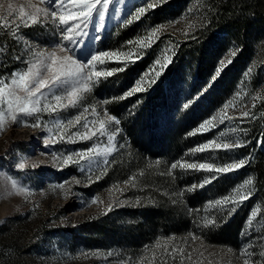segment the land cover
<instances>
[{
	"label": "rangeland",
	"instance_id": "obj_1",
	"mask_svg": "<svg viewBox=\"0 0 264 264\" xmlns=\"http://www.w3.org/2000/svg\"><path fill=\"white\" fill-rule=\"evenodd\" d=\"M164 1L166 0H113L105 12L100 30L97 31L98 15L94 14L89 27L85 30L87 35L76 37L82 42L78 40L75 45L69 44V50L79 62H86L93 54L102 51L117 54L114 57H104L103 64L93 62L95 67L89 66L87 71L106 73L123 68L126 63L137 58L135 50L138 47L144 48L155 41L160 33L166 30L167 25L155 21L148 23L144 30L135 35L131 43L110 42L109 37L116 35L117 28L126 26L147 9ZM9 2L14 5V14L7 21H0V80L7 84L6 94L15 89L16 94L22 96L24 93L19 91L18 84L12 83L14 78L18 80L19 77H13V74L27 71L30 63L36 60L34 55L36 52L50 53L55 50L58 57L68 54L67 51L61 52L56 45L62 41L64 35L73 37L75 30L62 34L57 24L59 15H70L77 6L68 0H63V7L59 6L60 0H46V3H40V0H4L0 16L7 17ZM201 2L202 0H191L184 10L171 18V29H183L193 22L201 9ZM21 6L24 7L25 13H35L36 8L55 9L56 24L52 22L53 17L50 15L45 17L43 12L37 15L35 23L28 19L27 15L24 17L27 23H21L19 19ZM140 8L144 9L143 13H139ZM5 23L7 26H4ZM72 23L70 20L69 24ZM153 29L156 30L154 33ZM6 49L9 50L8 53ZM234 49L235 46L231 47L229 52L232 53ZM169 55V44H161L157 48L153 62L117 95L111 96L103 90V80L110 76H93L92 81L95 83H92L91 91H81L83 98L75 106L68 105L67 91L71 90L69 86L57 93L62 96L61 103L67 105L63 109L57 106L55 111L50 109L34 114L19 124L14 123L11 116H5V122L0 127V234L6 233L10 241L1 249L2 252H8L13 245H17L18 257L25 264H151L150 259L141 254L130 257L123 246L112 241L99 244L94 239L91 240L80 225L86 219L112 217L113 210L125 203L120 193L121 183L109 182L101 188L94 184L105 173L109 159L123 149L124 145L122 137L124 127L120 123L118 125L115 123L117 119L110 112V101L128 99L129 97L124 99L119 97L135 87L136 81L141 77H143L141 87L146 91L154 84L153 81L157 80L156 73L163 71L169 61ZM228 59L229 55L226 54L221 62ZM48 63L50 64L51 60H48ZM47 74L45 72V75ZM256 74V81L251 88V80ZM188 81L189 76L181 83L176 94L173 92L168 94L167 100L171 104L168 111L174 112L189 103L190 99L185 95ZM3 86L0 84V87ZM42 91L47 92V89ZM262 94L264 66L248 65L239 74L235 90L197 127L199 129L206 120H211V126H206V129L198 132L210 131L208 138L201 145L210 141L213 143L202 153L191 152L188 159L181 162L212 163L214 168L211 172H216V167L248 159L250 153L233 155L228 152L227 157H222L217 156L216 150L224 149L225 143L235 147L247 139L248 130L242 126L243 113L247 111L253 116L259 114L260 111L253 113L252 107ZM105 101L108 103L105 104ZM44 103L56 105L51 96L42 98L39 106L43 107ZM4 109L7 111L6 105ZM107 115H112L115 120L107 121ZM77 116L80 117L78 121ZM69 120L73 123L69 124ZM101 120L105 122L104 129L100 128ZM55 121L60 123L57 124ZM36 123H39V127L32 126ZM262 131L264 132V126ZM113 134L114 143L110 145L107 138ZM45 140L50 142V147H45ZM216 144L221 147L216 148ZM257 145L263 147L260 138L257 139ZM109 147H113L114 151L106 152L105 149ZM89 149L92 151L89 152ZM66 156L72 157L68 163H65ZM19 163H25V168H18ZM204 171L203 177L207 179L210 172ZM61 183L64 185L63 188L56 187ZM21 188L24 191H21ZM253 189V176L248 170L230 187L224 201L235 207L245 201L243 197H249ZM122 201L124 203H121ZM216 201L220 199L208 200L206 210L217 205ZM262 212L259 203L256 200L252 202L240 232L242 243L237 255L228 248L190 242L186 245V261H181L180 264H244L245 260L252 264V249L257 241L259 242L257 250L264 257V233L260 230ZM242 232L245 234L242 235ZM157 246L155 244V248ZM244 249H248V254H241ZM260 264H264V258Z\"/></svg>",
	"mask_w": 264,
	"mask_h": 264
},
{
	"label": "trees",
	"instance_id": "obj_2",
	"mask_svg": "<svg viewBox=\"0 0 264 264\" xmlns=\"http://www.w3.org/2000/svg\"><path fill=\"white\" fill-rule=\"evenodd\" d=\"M190 1L166 0L109 37L110 42H130L150 22L167 25L155 41L135 50L134 63L103 80V90L111 96L126 89L153 62L161 44H169L170 55L161 75L146 91L123 101H110V112L124 127V145L109 159L105 173L94 184L101 188L109 182L121 183L125 203L113 210L112 217L86 219L80 225L91 240L99 244L112 241L123 246L130 257L141 254L151 264L186 261L190 242L228 248L237 255L242 243L240 232L255 200L263 211L260 230L264 233V145H257V139L264 141V94L252 107L253 113H260L242 121L248 130L243 146L216 150L222 157L228 152L250 153L244 166L228 173L210 172L208 184L204 183V170L171 168L173 163L188 159L191 150L208 138L210 131L198 132L197 127L235 90L241 71L248 65L264 66V0H202L195 20L183 29L172 30L171 18ZM226 54L229 59L222 63ZM218 70L220 74L213 82ZM187 76L188 107L168 111V94H176ZM256 78L257 74L251 88ZM248 170L253 176V192L231 207L224 198ZM212 176L218 179L211 180ZM211 199L221 202L206 210ZM9 241L6 233L0 234V264H25L18 257L17 245L8 252L1 251ZM258 244L252 249V264H260L264 258Z\"/></svg>",
	"mask_w": 264,
	"mask_h": 264
},
{
	"label": "snow or ice",
	"instance_id": "obj_3",
	"mask_svg": "<svg viewBox=\"0 0 264 264\" xmlns=\"http://www.w3.org/2000/svg\"><path fill=\"white\" fill-rule=\"evenodd\" d=\"M69 3L76 5L77 8L73 10L70 15H59V23L57 27L59 31L63 33H71L74 30V36L69 37L68 35H64L62 41H60L56 47L59 48L61 52L67 51V55L62 57H58L55 50H52L50 53L45 52H36L34 53L36 60L35 62L30 63L27 71H21L19 73H14L13 77L18 76L19 79L15 78L12 80L13 84H18L19 91L24 93V95H17L16 90L13 89L9 91L7 94L5 93V88H7V84L0 80V84H3V87H0V127L3 126L5 122V116H11L14 123L19 124L21 121H25L29 117H33L34 114H39L41 112H47L50 109L55 111L56 107L63 109L67 107V105L61 103L62 96L58 95V92L62 90H66L69 86H71V90L67 91L68 105L75 106L79 100L83 97L81 96V91L89 92L91 91L92 77H100L101 75L112 76L113 72L124 71L126 67L129 66V63L125 64V68H117L113 69L110 72L102 73L100 71L90 72L87 71L89 66L95 67L93 62H99L100 64L104 63V57H114L117 54L112 52H99L98 54H93L90 59L86 62H79L72 55L69 50L68 45H75L78 40L82 42L80 39L76 37L86 36L87 31H85L93 19L94 14L98 15L99 23L97 24V31L100 30L103 21L105 19V12L108 9L109 5L112 4L113 0H68ZM40 3H46V0H40ZM4 0H0V9H3ZM60 7H63V0H60ZM35 7V5H32ZM151 7V5H150ZM13 8L14 5L9 2L7 4V17L0 16V21H7L8 18L13 16ZM43 12L45 17L51 16L53 17V23L56 24L55 18L57 17V11L55 9L49 10L48 8H36L35 13H25L24 7L21 6L19 9V19L21 23L26 24L27 21L24 20L25 15L28 16V19L32 20L33 23L36 22V17L39 13ZM144 9L140 8L139 13H143ZM72 21V24H69V21ZM83 25V27H81ZM4 26H7L5 23ZM156 30L153 29V33ZM131 43V42H130ZM48 60H51V63H48ZM135 61H130V63H134ZM45 72L48 74L45 75ZM220 71H217L216 76L212 77L213 82L218 78ZM161 72H157L156 76L159 77ZM143 81V77L140 80L136 81L135 87H133L130 91L124 93L123 96L119 97V99H124L126 97L132 96L134 93H139L144 91L145 89L141 87V83ZM155 83V81H153ZM42 89H47V92H43ZM7 95V98H6ZM48 96H51L52 99L56 101V105H52L51 103H44L43 107H40L42 98L46 99ZM105 104L108 101L104 102ZM7 106V111H5L4 106ZM188 107V105H185ZM227 107V105H226ZM244 117H249V113L246 111L243 113ZM80 119L79 116L76 117L78 121ZM115 118L112 115H107V121H114ZM55 123L59 124L60 121H55ZM73 121L69 120V124H72ZM115 123L118 125L119 121L115 120ZM212 121L206 120L203 124L199 126L197 131L201 129H206V126H211ZM34 127H39V123L33 124ZM100 128H105V122L103 120L100 121ZM118 131V129H117ZM104 134L103 132L101 133ZM94 135V134H93ZM114 135H108V143L112 145L114 143ZM87 137H85L86 139ZM213 142L210 141L208 144L201 145L200 147L192 149V153L203 152L205 149L209 147V144ZM45 147H50V142L45 140ZM261 144L264 145V141H261ZM216 148H220L221 145L216 144ZM243 146L241 144L235 145V147ZM233 147V145L225 143L223 145L224 149H229ZM89 152L92 149L88 150ZM106 152L111 153L114 151L113 147H109L105 149ZM65 163H68L72 159L71 156H66ZM81 159L83 156L81 155ZM245 165L244 160H240L238 163L225 164L223 167H216L215 171L217 173H228L233 170H238L242 166ZM18 168L24 169L25 163H19L17 165ZM35 167V165H34ZM180 168L181 170H207L209 172L213 171L214 165L212 163H182L176 162L171 165L172 169ZM218 179L217 176H212L211 180ZM210 180H205V184L210 183ZM63 184H57L56 187L63 188ZM193 188L196 186L193 185ZM24 191L23 188L20 189ZM191 191V189H189ZM248 197H243V199H247ZM227 199V198H226ZM95 202V201H93ZM121 203H124L123 201ZM217 204L220 201H216ZM209 224L212 222L209 221ZM244 235L245 233H241ZM197 238V237H194ZM242 255L248 254V249H244L241 253ZM244 264H249L248 260L244 261Z\"/></svg>",
	"mask_w": 264,
	"mask_h": 264
}]
</instances>
